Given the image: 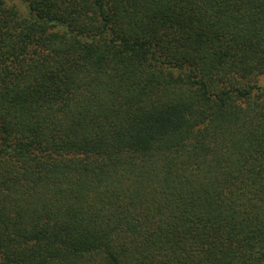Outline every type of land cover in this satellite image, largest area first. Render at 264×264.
I'll return each mask as SVG.
<instances>
[{"label": "trees", "instance_id": "1", "mask_svg": "<svg viewBox=\"0 0 264 264\" xmlns=\"http://www.w3.org/2000/svg\"><path fill=\"white\" fill-rule=\"evenodd\" d=\"M264 0H0V264H264Z\"/></svg>", "mask_w": 264, "mask_h": 264}, {"label": "rangeland", "instance_id": "2", "mask_svg": "<svg viewBox=\"0 0 264 264\" xmlns=\"http://www.w3.org/2000/svg\"><path fill=\"white\" fill-rule=\"evenodd\" d=\"M257 85L260 88L264 89V75H261L260 77H258Z\"/></svg>", "mask_w": 264, "mask_h": 264}]
</instances>
